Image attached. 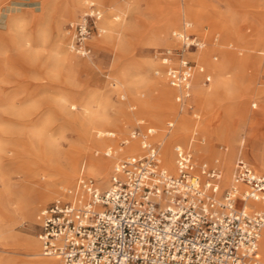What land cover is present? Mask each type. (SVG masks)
<instances>
[{"label": "rangeland", "instance_id": "rangeland-1", "mask_svg": "<svg viewBox=\"0 0 264 264\" xmlns=\"http://www.w3.org/2000/svg\"><path fill=\"white\" fill-rule=\"evenodd\" d=\"M67 1L72 0H0V264H32L33 257L28 256L21 240L36 236L42 253L39 211L64 188L73 186L80 175L92 176L107 186L119 158L133 154L126 146L122 152L118 149L139 120L157 128L158 142L160 135L169 134V122L175 123V129V118L184 120V132L172 143V149L182 144L194 152L197 162L214 164L218 160L224 185L230 182L239 155L256 172L264 173V0H209L204 8L208 14L199 22L182 16L178 24L180 28L185 19L192 21L196 33L207 34L208 46L197 57L200 63L204 64L205 53L207 63L227 61L219 71L205 64L212 81L204 85L202 80L204 87L218 89L222 79L234 76L233 68L239 70V82L252 87L238 100H228L217 90L212 103L216 119L209 125L195 88L190 101L193 109L181 111L178 90L169 86L155 57V51L175 42L171 37L175 27L168 36L162 32L167 14L156 8V0L154 6L152 0H131V9L125 14L108 10L110 4L122 0H92L102 10V18L109 15L114 20L117 14L121 19L115 32H103L102 38L93 31L90 59L71 51L68 24L79 14L63 10ZM163 1H178L174 6L181 13L187 0ZM231 10L237 17L235 23L229 17ZM218 11L227 18L222 23L216 16ZM234 26L237 32H230ZM214 35L218 42L213 41ZM25 40L28 45L22 44ZM64 52L77 63L74 69L59 63ZM214 56H218L216 61ZM170 88L172 94L166 95ZM165 102L172 108L166 109ZM98 106L113 117L123 112L122 127L94 129L98 123L89 111ZM228 108L237 111L235 118H228ZM86 127H90L88 137ZM97 130L111 135L99 136ZM194 131L204 143L192 140ZM231 144V158L226 163ZM221 145L225 150H220ZM196 146L203 148L206 157H200ZM110 147L114 150L111 156L105 154ZM70 152L80 156L77 173L67 180L61 169ZM45 184L54 185L52 198L33 200L28 189Z\"/></svg>", "mask_w": 264, "mask_h": 264}, {"label": "built area", "instance_id": "built-area-1", "mask_svg": "<svg viewBox=\"0 0 264 264\" xmlns=\"http://www.w3.org/2000/svg\"><path fill=\"white\" fill-rule=\"evenodd\" d=\"M102 17V10L91 2L80 20L68 24L72 51L92 56L90 40L93 31L104 32L97 26ZM171 37L176 45L158 49L155 57L169 86L178 90L181 111L193 109L195 75L202 74L204 85L212 81L210 71L196 59L209 38L196 33L189 21ZM212 39L218 42L219 37ZM145 125L139 120L129 138L121 141V146L138 141L140 151L117 161L105 188L94 177L80 175L39 211L42 255L59 264H259L264 173L239 155L230 184L223 187L220 162H197L194 152L182 144L173 147L171 172L163 163L157 128ZM174 127L169 122L168 133ZM194 139L205 141L198 131ZM219 148L225 150L223 145ZM113 153L112 147L105 152ZM249 200L263 208L248 209Z\"/></svg>", "mask_w": 264, "mask_h": 264}, {"label": "bare ground", "instance_id": "bare-ground-1", "mask_svg": "<svg viewBox=\"0 0 264 264\" xmlns=\"http://www.w3.org/2000/svg\"><path fill=\"white\" fill-rule=\"evenodd\" d=\"M97 1H100V0H97ZM91 2L96 3L95 1H92V0H86L84 2V8L85 9H83V12H81L82 14L80 13V0H72L69 2L67 1V3L63 6V10H68L69 15H73V16L81 14V17L79 19L77 18V20H80L86 11V7ZM176 3H178V1H173V2L168 3V2H165L163 0H156V8H158L161 11H165L167 14V17L164 20L162 28H161L162 32L165 34V36H168L167 34H168V31L170 30V28L172 29V27H175V29H178V27H179L178 24L180 23L182 16H183V18L190 17L194 21L199 22L203 18V16H206L208 14L205 12L206 10H204V8L208 7L209 0H187L186 2L182 3L181 13H177V11L175 9L174 5ZM121 13L125 14L126 12L121 11ZM216 16L220 17L219 18L220 23H222L224 21V19H227V18H224V16L219 11L216 12ZM229 17H231V16H229ZM120 19H121L120 15L116 14L114 20H111L110 16L108 15V16H106L100 20L98 27H99L101 32H103V31L107 32L108 31V33H113L119 27L120 24L116 23V22ZM77 20L75 19V21H77ZM175 29H173V30H175ZM223 29L227 30L226 27ZM230 32H237V27L234 26V30L232 29V30H230ZM102 36H103L102 33L98 34V37L102 38ZM257 38L260 39L259 37H257ZM22 44L28 45V41L25 40V42ZM201 51H203V50H201ZM200 52L196 53L197 57H198V54ZM90 58H92V56L88 57V59H90ZM70 59L71 58H70L69 54L67 52H64L62 54L61 59L58 61L61 65L69 64V68L74 69L76 67L77 63L71 61ZM202 61H203L204 65L207 64L208 67L216 68L218 71L221 70L222 68H224V65H226V62H227V61L226 62L222 61L220 63H215V62L207 63L206 53H205ZM152 65H154V64H152ZM233 69H236L234 76L230 80L229 79L228 80L222 79L220 81V83L217 84L218 89L217 88L210 89V88L204 87V85L202 84V74L201 73H199L197 76L194 77V88H195V91L199 97L200 103L203 104V109H204L205 115L207 117L206 121H205L206 125L211 124L216 119L215 115L213 114L212 103L217 98V95H218L217 90L222 91L223 97H225L228 100L242 99L246 92L248 93L249 91L252 90L250 83L249 84L248 83L242 84L241 82H239V77H238L239 76V70H238V68H233ZM170 94H172V88H170L166 92V95H170ZM104 98H102V99H104ZM191 100H192V98H191ZM164 105H165L166 109L172 108V105L168 102H165ZM256 107H257V104H256ZM236 112L237 111L233 112V109L232 110L229 108L226 109V115H228V118H230V119L235 118V115H237ZM160 113L162 114V110L160 111ZM89 115L92 117V119H94L98 123V127H94V129H103V128H107V127H111V126L122 127V122L125 118V115L123 112H120L118 114L119 117H113L110 114H108L107 112H105L103 109H101L100 106H98L93 111H89ZM175 121H176V128L172 129L169 134H162L159 137L161 139L160 142H163V148H162L163 163L167 168L174 170V171L170 170L171 172H175V162H173L174 152L172 149V143L181 137L180 134H182V132H184V129H185L184 120L175 118ZM104 132H105V130H97V135L98 134H99V136L100 135H103V136H106V135L110 136L111 135L109 132H105V133ZM84 133H85L86 137L90 136V127L89 128L86 127L84 129ZM131 141L128 143V145H124V146L120 145L118 151L122 152L124 150L125 146H126V149L130 152L132 151L133 154H134V152L138 151V149H140L138 141L137 142H135L136 140H133L132 142ZM232 147L233 146L231 144L230 150L227 153L226 163H229V161H230ZM80 149H82V148H80ZM202 149L203 148H200V147L196 148V150H198L200 157L205 155V153L203 152ZM209 150H211V149H209ZM212 152L213 151H211V153ZM208 154H210V153H208ZM79 156H80V154L76 155L75 153H71V152L66 155L65 160H64L65 163L61 169L62 170L61 174L63 177L67 178V180H68V178H72L77 173ZM124 156H126V155H124ZM204 157H206V156H204ZM262 167L264 169V162L262 164ZM223 180H224V174H223ZM223 180H222V186L228 187L230 182L227 185H224ZM97 182L100 185V187H102V188L106 187V185L101 184L99 180H97ZM38 186H39L38 189H36V188L35 189L34 188L28 189L29 190L28 194L33 200H34V198L35 199L40 198L43 201H46V200L52 198L53 191L55 190L54 185L45 184V185H38ZM64 189H66V188H64ZM246 205H247L248 209L263 208V205L261 203H258V202L252 201V200H249ZM31 215H32V213H31ZM21 241H22V246H24V248L28 251V256L33 257L31 259L32 264H57L56 258H50V257H48L49 259L40 258L42 253L39 251L40 243L38 242V239L36 238V236L28 235L27 237H23ZM258 257L260 260L259 264H264V231L262 232L261 239H260V247H259ZM2 264H10V263L4 262Z\"/></svg>", "mask_w": 264, "mask_h": 264}, {"label": "crops", "instance_id": "crops-1", "mask_svg": "<svg viewBox=\"0 0 264 264\" xmlns=\"http://www.w3.org/2000/svg\"><path fill=\"white\" fill-rule=\"evenodd\" d=\"M86 0H84L83 1V3H82V7H81V12H83V9H84V2H85ZM97 1V0H96ZM101 1H106V0H100V2ZM110 1H116V0H110ZM122 1H124L123 3H112V4H110L109 6H108V10H112V9H115V10H119V11H124V12H126V11H130V9H131V5H132V2H131V0H122ZM154 1L155 0H152V5L154 6ZM153 6H152V9H153ZM153 11H154V9H153ZM233 10H231V12H230V16H231V18H232V21L235 23L236 22V16H233ZM177 13H180V12H178L177 11ZM82 14V13H81ZM81 14L79 15V18H80V16H81ZM232 14V15H231ZM78 18V19H79ZM76 20H77V18H76ZM150 20V19H149ZM146 21H148L147 19H146ZM187 21H189V20H184L183 21V23L184 22H187ZM189 22H192V21H189ZM193 23V22H192ZM98 24V23H97ZM98 26V25H97ZM92 40V39H91ZM156 40V39H155ZM176 45V42H174V44L173 45H171V46H175ZM194 82V81H193ZM193 92H194V83H193ZM264 106V105H263ZM253 131V130H252ZM254 132V131H253ZM255 136H259L258 134H256Z\"/></svg>", "mask_w": 264, "mask_h": 264}]
</instances>
